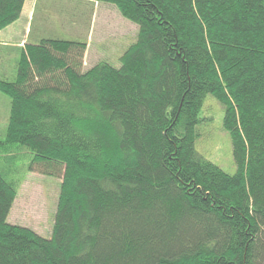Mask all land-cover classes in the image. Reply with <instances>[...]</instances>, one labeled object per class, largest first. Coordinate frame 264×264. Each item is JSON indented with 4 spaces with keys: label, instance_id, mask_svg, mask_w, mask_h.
<instances>
[{
    "label": "trees",
    "instance_id": "16d2710c",
    "mask_svg": "<svg viewBox=\"0 0 264 264\" xmlns=\"http://www.w3.org/2000/svg\"><path fill=\"white\" fill-rule=\"evenodd\" d=\"M97 1L137 25L118 66L44 35L0 76V264H264V0ZM209 94L232 173L195 146ZM21 147L61 177L49 237L7 220Z\"/></svg>",
    "mask_w": 264,
    "mask_h": 264
},
{
    "label": "rangeland",
    "instance_id": "374dc122",
    "mask_svg": "<svg viewBox=\"0 0 264 264\" xmlns=\"http://www.w3.org/2000/svg\"><path fill=\"white\" fill-rule=\"evenodd\" d=\"M50 7V8H49ZM41 13L49 18L41 25ZM37 29L48 37L77 39L86 42L85 68L99 60L114 66L119 65V56L136 39L137 25L122 16L111 3L94 0H39ZM45 19V18H44ZM25 17L19 25L22 27ZM31 33V34H32ZM13 64L6 61L1 73L8 79ZM1 76V75H0ZM207 109L197 130L196 149L207 159L215 162L227 172L235 171L229 133L223 128V108L209 94L205 98ZM9 114V97L0 91V140L5 137ZM29 153L26 148L17 149L13 160L16 173L21 178L17 195L8 213L10 223L24 225L49 237L52 232L54 214L60 188V175H46L30 171ZM14 168V169H15Z\"/></svg>",
    "mask_w": 264,
    "mask_h": 264
},
{
    "label": "crops",
    "instance_id": "0c3cea01",
    "mask_svg": "<svg viewBox=\"0 0 264 264\" xmlns=\"http://www.w3.org/2000/svg\"><path fill=\"white\" fill-rule=\"evenodd\" d=\"M38 1L39 0H25L19 19L0 30V75H2V65L6 67V61H11L15 67L14 64L21 46L27 42H36L45 35L44 31L40 29L32 33V26L38 23L37 19L40 17L38 16ZM24 17L25 20L22 27L20 26L18 28L17 25L20 24ZM46 18L48 21L49 17L41 13V25L46 23ZM11 72L13 73L14 71Z\"/></svg>",
    "mask_w": 264,
    "mask_h": 264
}]
</instances>
